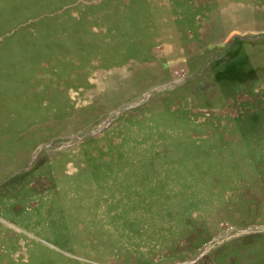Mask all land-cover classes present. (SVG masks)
I'll return each mask as SVG.
<instances>
[{
  "label": "rangeland",
  "instance_id": "1",
  "mask_svg": "<svg viewBox=\"0 0 264 264\" xmlns=\"http://www.w3.org/2000/svg\"><path fill=\"white\" fill-rule=\"evenodd\" d=\"M0 264H264V0H0Z\"/></svg>",
  "mask_w": 264,
  "mask_h": 264
}]
</instances>
